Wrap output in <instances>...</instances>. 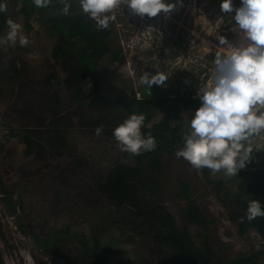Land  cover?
Listing matches in <instances>:
<instances>
[{
  "label": "rangeland",
  "instance_id": "374dc122",
  "mask_svg": "<svg viewBox=\"0 0 264 264\" xmlns=\"http://www.w3.org/2000/svg\"><path fill=\"white\" fill-rule=\"evenodd\" d=\"M165 2L174 3L175 0ZM232 2L235 8L241 6V1ZM221 3L222 0H183L184 6L179 10L169 16L162 12L153 18L131 15L124 6L117 9L116 20L110 22L108 27L110 34L107 42L111 51L121 50L124 60L119 62L114 59L113 52L96 60L95 78L102 85L103 98L121 99L124 102L133 95L137 98L158 99L174 96L177 89L180 93L190 91L201 103L196 92L211 79L215 56L217 53L227 54L229 50L227 47H219L217 37H226L234 46L239 44V36L232 30L235 12H222ZM6 4L7 19L11 18L22 26V34L28 37L30 44L27 47H20L19 44L14 48L0 47V130L5 134L14 124V131L16 129L20 133L17 135L19 142L15 150L23 156L21 165L28 169L25 182L29 188L26 193H30V196L23 199V204L27 212L36 211L39 214L37 218L23 216L21 219L25 223H33L37 231L41 225L45 232L42 239H55V247L60 254L43 250L31 234L24 233L18 226V214L22 213L17 205L18 194L22 187H11V182L18 178L11 172L6 185L12 192L13 202L17 203L16 213H11L4 198L0 197V264H68L67 259L72 256H79L82 261L87 253L82 249V243L77 237L79 234L81 238L94 234L103 241L113 239L107 254L110 264H175L169 249L149 237L151 231L147 225L138 228L141 222L134 215V210L139 206L140 209L150 208L151 215L157 211H168L180 228H187L197 244L205 238L216 256L230 259L239 254L258 251L259 264H264V237L253 229H248L244 234L239 233L237 222L228 216L230 209L235 206L228 208L223 204L201 169L197 170L183 158L176 157V151L183 146L177 144L169 154L159 150L162 172H157L152 170L151 158L146 152L140 155L120 152L114 137L106 138L104 132L96 135V126L92 125L95 110L91 107L82 109L70 98L62 96L53 111L51 97L54 92L44 87V78L31 77L35 72L30 71V59H44L45 49L62 40H59L56 30L49 27L43 13L36 12L30 19L31 27H27L25 16L18 10L20 4ZM77 13L84 14L79 0L72 10V14ZM84 15L97 28L95 21ZM6 30L5 23L0 36ZM156 68L169 77L165 85L149 88L141 84L143 73L146 71L154 75ZM14 74L31 77V80L26 79L28 83L25 85L21 83L23 78ZM101 102L104 103L103 100ZM104 105L100 114L109 119L110 126L114 128L136 112L134 108L125 109L122 104ZM164 110L161 107L151 122L158 121ZM55 113L59 119L55 126L66 136V147L58 149L52 143L50 132L51 119ZM194 114L189 110L184 112L189 119ZM24 134H30L35 141L29 148L30 156L20 153L25 149L22 141ZM104 139L107 146H104ZM251 143L254 150L251 161L245 167L264 166V161L254 156L257 150L264 148V132L252 137ZM87 154L92 163L90 167L96 171L95 175L100 180L103 179L102 174L115 163H112L113 160L128 164L140 162L142 174L133 177L140 187L137 208L128 203L117 204L108 194L97 191L95 177L84 167L79 168V164L76 165L74 159L67 156ZM45 164L52 165V169L44 168ZM38 167L42 170L35 173ZM145 174L151 176L150 184L142 186V176ZM210 177L222 178L225 183H231V178L223 172L211 173ZM179 180L190 184L192 197L204 215V228L187 219L188 203L180 194L182 187ZM235 184L232 188L237 191ZM237 193L241 201L248 198L246 192ZM226 199L233 200L227 195ZM158 204L160 208L154 210ZM235 208L238 211L240 209L238 206ZM155 225L159 227L160 221Z\"/></svg>",
  "mask_w": 264,
  "mask_h": 264
},
{
  "label": "trees",
  "instance_id": "16d2710c",
  "mask_svg": "<svg viewBox=\"0 0 264 264\" xmlns=\"http://www.w3.org/2000/svg\"><path fill=\"white\" fill-rule=\"evenodd\" d=\"M77 0H67L71 5L69 8V15L62 14L63 4L61 0H51V4L45 8H37L33 0H0V3H11L12 5L20 4L18 10L25 16V24L31 27L30 19L36 12H41L45 16V21L49 27L56 30L61 40L67 42L69 47L73 49L79 60L84 63L89 76H91V86L95 93L102 91V85L95 78V64L96 60L102 58L107 53H111V47L107 42L110 34L109 29L98 30L94 27L91 20L87 19L82 13L72 14ZM241 1V0H233ZM7 17L5 12H0V30L6 23ZM63 46H58L60 52H64ZM113 58L119 62L124 60L121 50L117 49L113 52ZM175 95L170 97H159L158 99L151 98H137L135 95L127 102L121 99H104L99 93L97 94L105 104L118 105L122 104L125 109L134 108L135 114H143L145 116L144 127H142V134L147 137L150 133L156 141V148L153 151H148L146 154L151 158L152 170L162 172V162L159 155V150L172 153L177 144L184 146L183 133L187 130L186 123L182 114L185 111L190 113L195 112L201 103L194 97L190 91L180 93L177 89L174 91ZM81 96V93L77 95ZM164 108V112L158 121H153L155 113ZM151 122V123H150ZM55 126V124H53ZM54 142L58 145H64V133L55 126L53 128ZM63 133V134H61ZM28 145L32 147L35 144L33 138H29ZM28 146V147H29ZM30 152V149L28 150ZM144 153V152H142ZM255 158L264 161V148L257 150L254 153ZM137 158V157H136ZM143 168L140 162L134 164L116 163L110 168L107 176V182L102 184V190L108 194L109 198L117 204L128 203L137 208L138 195H140V187L136 185L133 177L135 175L141 176ZM204 178L216 189L217 195L226 207L238 206L239 211L233 207L230 209L228 216L230 219L237 222L238 231L244 234L248 229H253L260 236L264 237V217H257L251 222L247 219L241 220L247 211L249 200H259L261 208L264 210V166L245 167L240 169L237 176L231 177L230 184L225 183L222 178H211L210 170L207 168L201 169ZM151 178V176H149ZM149 177L147 174L143 175L142 186L149 185ZM157 182V181H156ZM236 183L238 190L233 191L232 185ZM182 187L181 193L186 199L187 205V219L189 221L198 223L203 228L204 215L199 211V207L194 201L190 184L187 181L179 180ZM0 187L4 191V201L11 213H16V202H13L12 192L8 190L3 184L0 177ZM222 192L225 193L222 196ZM237 192H246L248 198L240 200ZM230 196L233 200L226 199ZM17 205H20L19 202ZM139 206L134 210V215L140 219L138 228L147 225V229L151 231L150 238L158 244L166 247L173 254L175 264H259L260 252L253 251L246 255L239 254L234 258L223 259L216 256L212 251L211 246L208 245L207 240L202 238L200 244H197L191 236L186 227L180 228L175 219L168 211H157L151 215L150 208L140 209ZM160 208V205L154 206V210ZM151 215V216H150ZM158 219V220H157ZM156 220V221H155ZM160 221V226L155 225ZM18 226L24 233H29L24 222L18 221ZM32 237L45 251H53L58 253L55 243L50 240L42 239L37 232H30ZM56 233V232H55ZM54 233V234H55ZM77 235L82 243V249L87 253L84 260H80L79 256H72L67 259L68 264H110L108 261V250L111 248V240L103 241L94 234L88 236ZM90 243V244H89Z\"/></svg>",
  "mask_w": 264,
  "mask_h": 264
},
{
  "label": "clouds",
  "instance_id": "9594fccd",
  "mask_svg": "<svg viewBox=\"0 0 264 264\" xmlns=\"http://www.w3.org/2000/svg\"><path fill=\"white\" fill-rule=\"evenodd\" d=\"M33 3L37 8H45L51 0H33ZM61 3L62 14L69 15L71 5L67 0ZM79 5L82 12L95 21L98 30L108 29L110 22L116 20L115 11L121 6L141 18H153L162 12L169 16L184 6L183 0L174 3L165 0H79ZM220 9L224 13L235 12L232 30L237 32L239 44L234 46L226 37H217L219 47L229 50L227 54L215 56L211 79L196 92L201 106L194 116L189 119L182 114L187 130L182 137L184 146L175 155L197 170L207 168L212 174L223 172L231 178L251 161L254 150L251 138L264 132V0H241L238 8L232 0H222ZM6 10L7 4L0 3V12ZM6 25V32L0 36V47L29 46L30 41L22 34L20 24L9 18ZM156 69L154 75L145 71L140 77L141 84L149 88L164 86L169 77ZM144 121L143 114H131L113 129L120 152L140 155L155 150L154 137L149 133L145 138L142 134ZM103 127L95 129L96 135L101 134ZM257 217H264L261 203L249 200L241 220L251 222Z\"/></svg>",
  "mask_w": 264,
  "mask_h": 264
},
{
  "label": "flooded vegetation",
  "instance_id": "af4514ba",
  "mask_svg": "<svg viewBox=\"0 0 264 264\" xmlns=\"http://www.w3.org/2000/svg\"><path fill=\"white\" fill-rule=\"evenodd\" d=\"M57 32V31H56ZM58 33V32H57ZM59 35V34H58ZM56 39H58L56 37ZM59 40H61L59 36ZM58 46H63L64 52H60L58 50ZM46 50V56L44 59H30V71L33 70L35 73L32 74L31 77H42L44 78V87L45 88H50L53 90L54 94L51 97L52 98V103L51 107L53 111L55 110L56 103H58V99L63 97L70 98L71 101L75 104L78 105L80 108H87L91 107L92 110H95L94 117H92V125L99 127L103 125V130L104 135L106 138H112L113 137V129L114 127L110 126L111 121L109 119H106L103 117V115L100 114V111L105 107V103L101 102V99L97 94H101V91L98 93H95L94 90L92 89V86L89 88L88 85H91V76H89V73L87 69L85 68V65L83 62H81L78 58V56L75 54L72 48L69 47V44L65 41L62 40V42H54V45L52 44L49 49ZM0 61H1V56H0ZM11 69V68H10ZM14 76L23 78L21 79V83H28L26 82V79L31 80V77H26V76H20L19 74ZM27 85V84H25ZM87 88V89H86ZM63 92L65 94H63ZM77 93H81L82 95L79 96ZM61 94V95H60ZM63 94V95H62ZM9 116L10 114H5ZM155 116V115H154ZM11 117V115H10ZM1 119V118H0ZM12 119V118H11ZM56 122H59L58 115L55 113L54 116H52V127L54 128L53 124H56ZM13 127L10 131L6 132L2 135V146L0 148V177L2 178L3 184L5 187L9 190L8 184L6 181L10 180V173L12 172L18 178L16 180H13L11 182V187L17 186L22 187L20 189V192L18 194V202H19V207H20V212L18 216L20 217V222H24L21 218L23 216L25 217H30L33 216L34 218H37L39 214L37 212H27V209L25 208L23 204V199H25V196H30V193H26L27 190L29 189L26 184V179L28 175V169L24 166L21 165V159H23V156L21 154L16 153L15 148L17 147L18 138L17 135H20L19 132L15 129L14 131V124H12ZM95 127V129H96ZM53 128L51 129V136H52V143L55 146V149L62 148L63 145H57V142L55 141V138L53 136ZM13 133L14 135L9 134ZM65 136V134H64ZM32 138L30 134L26 135L24 134L22 141L25 144V149L24 151H20V153H23V155H31V152H28L30 146L28 145V140L29 138ZM66 138V136H65ZM66 141V140H65ZM104 146H107V141L104 139ZM29 146V147H28ZM66 147V145H64ZM28 148V149H26ZM59 153V152H58ZM68 157L71 156V159H74V162H76V165L79 164V168H85L88 173H91L90 175L95 177V189L99 192L106 193L104 190H102V184L107 182V176L108 173L110 172V168L115 165L116 163H124L121 160H113L112 163H114L107 171L102 174V180L98 178L97 175H95L94 169L92 170L90 166H92V163H90V157L89 154L87 155H67ZM102 159V158H101ZM99 159V160H101ZM127 164V163H126ZM130 164V163H129ZM44 168L47 169V167L52 169V165L45 164L43 165ZM42 168L38 167L35 169V173L37 171H41ZM93 171V172H92ZM43 173V172H41ZM40 182L42 183V180L40 179ZM7 184V185H6ZM21 184V185H20ZM81 191V190H80ZM79 191V192H80ZM38 198V196H37ZM32 202H30L31 204ZM22 214V215H21ZM33 214V215H32ZM25 223V222H24ZM26 224V229L30 232H37L41 237L45 236V232L42 231L41 225H39V231H37L36 228H33V223L27 222ZM57 232V231H55ZM56 234V233H55ZM32 236V234H31ZM52 242H56V240H52ZM59 252V251H58Z\"/></svg>",
  "mask_w": 264,
  "mask_h": 264
},
{
  "label": "built area",
  "instance_id": "2783aa9c",
  "mask_svg": "<svg viewBox=\"0 0 264 264\" xmlns=\"http://www.w3.org/2000/svg\"><path fill=\"white\" fill-rule=\"evenodd\" d=\"M3 132H1V130H0V148L2 146V135H3ZM4 195H5V193H4V191L0 187V197H4Z\"/></svg>",
  "mask_w": 264,
  "mask_h": 264
},
{
  "label": "crops",
  "instance_id": "0c3cea01",
  "mask_svg": "<svg viewBox=\"0 0 264 264\" xmlns=\"http://www.w3.org/2000/svg\"><path fill=\"white\" fill-rule=\"evenodd\" d=\"M36 58V57H35ZM52 120V119H51ZM57 126V125H56ZM52 127V126H51ZM53 128V127H52ZM58 128V127H57ZM58 145V143H56ZM59 146V145H58ZM64 146V145H63Z\"/></svg>",
  "mask_w": 264,
  "mask_h": 264
}]
</instances>
